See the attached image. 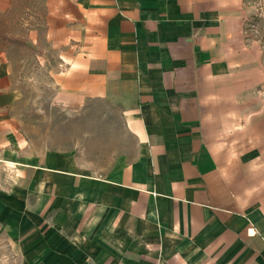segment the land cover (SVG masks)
<instances>
[{"label":"crops","instance_id":"0c3cea01","mask_svg":"<svg viewBox=\"0 0 264 264\" xmlns=\"http://www.w3.org/2000/svg\"><path fill=\"white\" fill-rule=\"evenodd\" d=\"M41 2L25 42L47 51L57 100L117 95L130 142L104 169L35 148L16 132L25 61L6 43L0 264H264V48L244 33L256 1Z\"/></svg>","mask_w":264,"mask_h":264},{"label":"rangeland","instance_id":"374dc122","mask_svg":"<svg viewBox=\"0 0 264 264\" xmlns=\"http://www.w3.org/2000/svg\"><path fill=\"white\" fill-rule=\"evenodd\" d=\"M42 15L41 0H13L11 10L0 12V49L6 43L7 47L16 45L25 61L18 79L22 97L14 109L19 119L16 132L37 149L69 151L86 166L104 169L130 142L121 103L117 95L88 100L78 108L57 100L45 71L47 51L25 42L28 28L39 27ZM5 245L0 231V257Z\"/></svg>","mask_w":264,"mask_h":264},{"label":"built area","instance_id":"2783aa9c","mask_svg":"<svg viewBox=\"0 0 264 264\" xmlns=\"http://www.w3.org/2000/svg\"><path fill=\"white\" fill-rule=\"evenodd\" d=\"M255 1L257 12L245 20L244 33L247 40H258L264 48V1Z\"/></svg>","mask_w":264,"mask_h":264},{"label":"trees","instance_id":"16d2710c","mask_svg":"<svg viewBox=\"0 0 264 264\" xmlns=\"http://www.w3.org/2000/svg\"><path fill=\"white\" fill-rule=\"evenodd\" d=\"M44 19H45V11H44V9H43V15H42V20H41V22L44 21Z\"/></svg>","mask_w":264,"mask_h":264}]
</instances>
